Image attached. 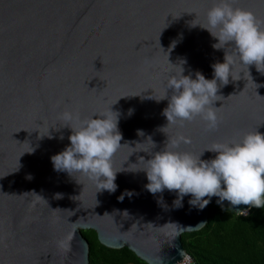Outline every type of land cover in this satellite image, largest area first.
I'll return each instance as SVG.
<instances>
[{"label":"water","instance_id":"water-1","mask_svg":"<svg viewBox=\"0 0 264 264\" xmlns=\"http://www.w3.org/2000/svg\"><path fill=\"white\" fill-rule=\"evenodd\" d=\"M230 2L264 21V0ZM217 3L0 0V264H88L82 229L148 264H177L187 255L181 234L200 229L219 198L205 197L209 203L201 209L191 194L179 200L175 191L149 192L144 160L180 134L191 143L176 150L198 156L214 143L264 133V72L255 65L237 63V79L217 81L216 129L207 130L201 117L184 127L168 124L163 114L172 90L159 99L180 67L183 75L212 79L213 65L234 51L232 45L227 52L214 49L217 39L201 27ZM65 111L81 120L117 114L122 146L113 157L114 192L54 169L51 157L70 145ZM216 155L205 150L201 159ZM223 205L237 214L250 208ZM69 234L68 248H61Z\"/></svg>","mask_w":264,"mask_h":264},{"label":"clouds","instance_id":"clouds-1","mask_svg":"<svg viewBox=\"0 0 264 264\" xmlns=\"http://www.w3.org/2000/svg\"><path fill=\"white\" fill-rule=\"evenodd\" d=\"M206 19V24L200 26L217 39L214 49L227 52L226 46L232 45L234 51L225 53L222 63L213 65L212 79L200 72L195 78L183 75L182 67L179 73L168 78L165 95L159 99L166 98L168 89L172 90L163 112L168 124L184 127L185 122L201 117L207 130L216 129L219 118L214 102L221 96L217 94V81L227 85L230 76L237 79L233 75L237 63L247 69L255 65L258 71L264 72V28L260 26L264 21H259L249 9L234 7L230 0H219L208 10ZM61 119L70 126L72 134L68 137L70 145L51 157L54 169L69 175L79 173L94 181L98 191L114 192L117 171L113 168V157L122 146L117 114L113 117L110 112H101L81 120L79 113L65 111ZM74 120L79 121L77 127L72 126ZM181 143L190 144L191 138L180 134L144 160L146 166L142 169L146 172L149 192L175 191L179 200L191 194L190 202L197 205L193 201H202L201 209L213 196L219 198L221 205L227 201L233 207H264V133L249 131L238 141L214 143L205 149L217 154L211 160L201 159L205 150L198 156L177 151ZM239 212L243 215L246 211ZM71 238L69 234L58 242L59 246L67 249Z\"/></svg>","mask_w":264,"mask_h":264},{"label":"trees","instance_id":"trees-1","mask_svg":"<svg viewBox=\"0 0 264 264\" xmlns=\"http://www.w3.org/2000/svg\"><path fill=\"white\" fill-rule=\"evenodd\" d=\"M89 246L88 264H148L128 247L101 244L93 229H82ZM181 242L195 264H264V207L243 215L225 205L210 204L207 222L183 232Z\"/></svg>","mask_w":264,"mask_h":264},{"label":"built area","instance_id":"built-area-1","mask_svg":"<svg viewBox=\"0 0 264 264\" xmlns=\"http://www.w3.org/2000/svg\"><path fill=\"white\" fill-rule=\"evenodd\" d=\"M179 264H195L192 258L187 254L182 262Z\"/></svg>","mask_w":264,"mask_h":264},{"label":"bare ground","instance_id":"bare-ground-1","mask_svg":"<svg viewBox=\"0 0 264 264\" xmlns=\"http://www.w3.org/2000/svg\"><path fill=\"white\" fill-rule=\"evenodd\" d=\"M244 211H245V210H244ZM184 258H185V257H183V259H182V260H180V261H179L177 264H179L180 262H182V261L184 260Z\"/></svg>","mask_w":264,"mask_h":264}]
</instances>
